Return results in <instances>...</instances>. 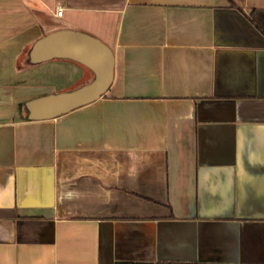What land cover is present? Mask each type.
Returning <instances> with one entry per match:
<instances>
[{"label":"crops","instance_id":"crops-1","mask_svg":"<svg viewBox=\"0 0 264 264\" xmlns=\"http://www.w3.org/2000/svg\"><path fill=\"white\" fill-rule=\"evenodd\" d=\"M59 30L107 44L113 78L30 118L94 78L32 59ZM163 261L264 264V0H0V264Z\"/></svg>","mask_w":264,"mask_h":264},{"label":"water","instance_id":"water-1","mask_svg":"<svg viewBox=\"0 0 264 264\" xmlns=\"http://www.w3.org/2000/svg\"><path fill=\"white\" fill-rule=\"evenodd\" d=\"M30 54L34 61L54 56L71 57L94 71V78L90 82L74 90L29 100L26 105L30 118H53L92 102L106 92L113 78L114 56L111 48L99 38L85 32L76 30L50 32L34 43Z\"/></svg>","mask_w":264,"mask_h":264},{"label":"trees","instance_id":"trees-1","mask_svg":"<svg viewBox=\"0 0 264 264\" xmlns=\"http://www.w3.org/2000/svg\"><path fill=\"white\" fill-rule=\"evenodd\" d=\"M158 264H229V263H194V262H173V261H163Z\"/></svg>","mask_w":264,"mask_h":264},{"label":"built area","instance_id":"built-area-1","mask_svg":"<svg viewBox=\"0 0 264 264\" xmlns=\"http://www.w3.org/2000/svg\"><path fill=\"white\" fill-rule=\"evenodd\" d=\"M62 12H63V7H62V6H58V11H57V13H58V14H62Z\"/></svg>","mask_w":264,"mask_h":264}]
</instances>
